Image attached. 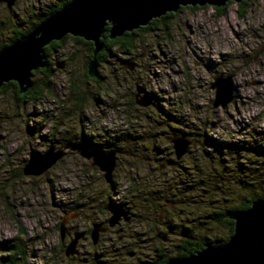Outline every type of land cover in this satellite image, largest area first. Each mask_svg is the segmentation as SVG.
Returning <instances> with one entry per match:
<instances>
[{
  "label": "rangeland",
  "instance_id": "374dc122",
  "mask_svg": "<svg viewBox=\"0 0 264 264\" xmlns=\"http://www.w3.org/2000/svg\"><path fill=\"white\" fill-rule=\"evenodd\" d=\"M56 1L15 0L12 9L0 3V44ZM90 59L89 46L69 35L51 57L52 83L37 103L16 101L11 89L0 92V245L21 233L19 264H153L160 253L178 256L189 236L229 238V227L211 214L243 200L247 174L253 178L264 166V0L233 2L223 15L209 5L186 8L169 29L140 34L132 53L117 49L98 62V80L88 75ZM129 60L133 68L125 66ZM228 75L233 99L214 107L211 84ZM138 85L151 94L146 108L135 102ZM83 135L119 150L111 183L70 150L43 174H23L32 150ZM174 135L190 141L179 160ZM110 202L131 220L101 233L94 245L90 230L107 224ZM74 238L78 252L66 256Z\"/></svg>",
  "mask_w": 264,
  "mask_h": 264
},
{
  "label": "water",
  "instance_id": "95a60500",
  "mask_svg": "<svg viewBox=\"0 0 264 264\" xmlns=\"http://www.w3.org/2000/svg\"><path fill=\"white\" fill-rule=\"evenodd\" d=\"M6 1L11 9L15 0ZM232 1L240 3L245 0H70L53 14L46 17L30 32L21 38L0 48V87L14 81L19 92L24 93L32 86L35 70L46 64L44 46L53 40H61L65 35L78 36L93 42L92 57L88 62V75H98V53L103 48L101 38L109 25V37L122 36L148 25L153 19L160 18L167 12H178L182 6L221 7ZM134 67V61H126L125 66ZM215 89L213 106L225 107L233 99V82L231 75L216 76L211 84ZM139 106L147 107L152 103L151 94L144 86H137L136 100ZM177 160L189 150L190 141L181 136L170 137ZM66 149H71L80 156L91 159L103 173L106 181L111 183L116 166L117 148L92 149L84 141H67L63 147L49 146L45 151L32 150L23 167V174L37 176L46 172L64 157ZM111 215L110 227L122 219L131 220V214L114 202L105 207ZM234 221V232L226 242L220 245L208 244L197 252L178 255L162 264H264V197L252 201L248 208L236 209L226 215ZM66 218L60 223V237L66 235ZM107 229L96 223L90 230L92 243L99 241L100 234ZM78 238L72 239L65 247L66 256L75 255ZM133 252H129L132 255ZM35 256V254L33 255Z\"/></svg>",
  "mask_w": 264,
  "mask_h": 264
},
{
  "label": "trees",
  "instance_id": "16d2710c",
  "mask_svg": "<svg viewBox=\"0 0 264 264\" xmlns=\"http://www.w3.org/2000/svg\"><path fill=\"white\" fill-rule=\"evenodd\" d=\"M70 0H59V2L51 3L47 5V7L40 13L35 14V19L29 22V24L26 26V28L17 29L14 32V35H12L9 40L6 42H3L0 44V48L3 46L21 38L23 35L30 32L37 24H39L42 20H44L49 15L53 14L56 10L61 8L63 5H65ZM232 3V1L226 3L224 6L221 7H214L215 10L218 11L220 15H223L226 11V8ZM247 0L242 1L239 3L246 4ZM205 6H182L178 12H167L165 15L161 16L160 18L153 19L148 25L142 26L138 29L132 30V31H126L122 36H118L116 38H110L109 37V25H107V30L104 34V36L101 38L103 42V48L98 53V62H103L107 59L108 56L115 55L117 52V49L124 53H132L135 47V42L137 37L140 34H143L145 32H148L150 30L156 29L159 26H163L165 29H169L171 27V19L173 16L177 15V13L182 12L186 8L191 9H197V8H204ZM243 15V13L240 12V15ZM69 35H65L61 40H53L46 46H44L43 54L45 58V66L43 68H39L34 71L33 76L35 77L37 74L42 73L46 76L45 80L39 81L37 78L32 79V86L30 89L24 93L19 92V88L16 82L10 81L5 83L3 86L0 87V92H6L8 89L13 90L15 100L21 103H37L42 97H44L45 92L48 90V88L51 86L50 77L52 74V60L51 57L58 52L60 49L63 48L67 38ZM72 39L74 41L82 42L89 46V55L92 57L93 52V42L84 40L81 37L78 36H72ZM102 77L101 72L98 73L97 76L92 77V80H98ZM134 103V100L132 101ZM146 108V107H145ZM167 115H170L167 113ZM179 136V135H176ZM83 137H87L86 135H83ZM182 137V136H181ZM89 139V138H88ZM260 148V147H259ZM162 163H160L161 165ZM256 172L252 174L253 178L250 175L247 174V178L245 180V183H248V191L244 195V199L240 200L235 206H229L226 209L214 211L211 214V218L216 221L217 223L228 226L230 236L234 232V221L230 218H228L226 215L236 209H244L248 208L252 201L258 198L264 197V166H261L260 169L255 168ZM236 176L238 175L236 172L234 173ZM177 180V179H175ZM178 181V180H177ZM244 183V182H243ZM174 185V182H173ZM245 185V184H244ZM133 186V184H132ZM246 186V185H245ZM143 187V186H142ZM247 187V186H246ZM256 187V189H255ZM150 190L154 189L152 187H149ZM158 190L159 188H155ZM210 193H213V189L209 190ZM164 194L159 193L157 194L158 197H162ZM121 205V204H119ZM22 234L19 233L18 236H16L14 239L10 240V243L1 244L0 248L5 250V254L0 257L1 264H19L20 260L23 259L25 254V244L22 241H19L18 238ZM228 238H219L218 243L215 240H210L206 238H198L194 236H189L188 238L182 239V242L178 244V253L177 255H188L190 253H194L199 251L200 249L204 248L208 244L212 245H220L227 241ZM159 249V248H158ZM163 255V257H162ZM160 258L158 257L157 260L153 264H162L166 262L171 257L164 256L163 253L159 254Z\"/></svg>",
  "mask_w": 264,
  "mask_h": 264
},
{
  "label": "flooded vegetation",
  "instance_id": "af4514ba",
  "mask_svg": "<svg viewBox=\"0 0 264 264\" xmlns=\"http://www.w3.org/2000/svg\"><path fill=\"white\" fill-rule=\"evenodd\" d=\"M0 3H1V4H5V5L7 6L6 1L0 0ZM7 8H8V7H7ZM12 8H13V7H12ZM12 8H11V9H12ZM83 138H84V140H81V141L86 142L90 148H92V149H95V148H102V147H98L97 144H96V142H95L94 140H92L90 137H88L89 139H88L87 137H83ZM69 141H70V140H69ZM74 141H80V140H74ZM66 142H67V141H66ZM66 142H64V143L62 144V146H63ZM55 147H56V146H55ZM56 148H60V147H56ZM102 149H104V148H102ZM67 150L72 151L71 149H66V151H67ZM66 151H65V155H66ZM72 152H76V151H72ZM65 155H64V156H65ZM87 160H91V159H87ZM91 162H92V160H91ZM114 203H116V202H114ZM116 204H118V203H116ZM118 205H119V204H118ZM104 209H105V208H104ZM105 210H106V209H105ZM106 212L110 213L108 210H107ZM110 215H111V213H110ZM106 222H107V224H104V226L107 227V229H106L104 232H106L108 229H111V228H112V227H110L109 224H108V218H107V221H106ZM119 223H120V222H119ZM119 223H118V224H119ZM118 224H117V225H118ZM115 226H116V225H115ZM115 226H114V227H115ZM121 229H122V228H119L118 231H121ZM104 232H102V233H104ZM70 233H71L70 231H67V235H70ZM65 238H66V235H65ZM65 238H64L63 240H62V239H61V240L64 241ZM156 250H158V248H157ZM129 252H131V251H129ZM129 252H128V254H129Z\"/></svg>",
  "mask_w": 264,
  "mask_h": 264
}]
</instances>
